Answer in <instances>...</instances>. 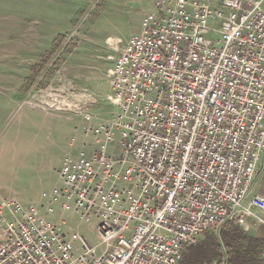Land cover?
Wrapping results in <instances>:
<instances>
[{
    "label": "built area",
    "instance_id": "2783aa9c",
    "mask_svg": "<svg viewBox=\"0 0 264 264\" xmlns=\"http://www.w3.org/2000/svg\"><path fill=\"white\" fill-rule=\"evenodd\" d=\"M156 8L140 33L107 39L111 93L70 81L42 96L94 136L91 153L66 155L47 213L59 203L95 218L102 253L1 197L0 264H180L206 232L264 225V196L253 192L264 157V0ZM101 100L109 117L93 111Z\"/></svg>",
    "mask_w": 264,
    "mask_h": 264
},
{
    "label": "rangeland",
    "instance_id": "374dc122",
    "mask_svg": "<svg viewBox=\"0 0 264 264\" xmlns=\"http://www.w3.org/2000/svg\"><path fill=\"white\" fill-rule=\"evenodd\" d=\"M156 1L0 0V198L36 208L75 247L97 254L103 251L97 220L59 203L47 213L45 196L64 186L59 171L66 155L91 153L94 136L85 134L81 115L45 108L42 96L70 81L100 96L111 93L108 55L114 52L107 39L140 33ZM113 110L104 100L93 108L99 117ZM254 224L263 235L264 225Z\"/></svg>",
    "mask_w": 264,
    "mask_h": 264
},
{
    "label": "trees",
    "instance_id": "16d2710c",
    "mask_svg": "<svg viewBox=\"0 0 264 264\" xmlns=\"http://www.w3.org/2000/svg\"><path fill=\"white\" fill-rule=\"evenodd\" d=\"M180 264H264V236L230 222L189 247Z\"/></svg>",
    "mask_w": 264,
    "mask_h": 264
},
{
    "label": "crops",
    "instance_id": "0c3cea01",
    "mask_svg": "<svg viewBox=\"0 0 264 264\" xmlns=\"http://www.w3.org/2000/svg\"><path fill=\"white\" fill-rule=\"evenodd\" d=\"M110 66H111V63H110ZM259 170H260V173H259V177L257 179V183L255 184V187L253 189V192L255 194H259V195H262L264 196V157H262V159L260 160L259 162ZM263 216H264V212H263ZM249 223H250V233H252L253 235H257V234H260V233H257L259 232V227H256V225L254 224V221L252 219H249ZM258 229L257 232L254 231V229ZM264 236V234H263Z\"/></svg>",
    "mask_w": 264,
    "mask_h": 264
}]
</instances>
